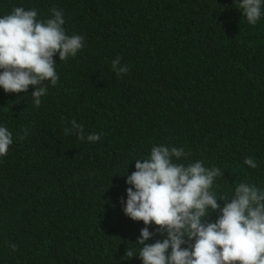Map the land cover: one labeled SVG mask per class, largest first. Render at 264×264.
I'll return each instance as SVG.
<instances>
[{
	"label": "trees",
	"instance_id": "trees-1",
	"mask_svg": "<svg viewBox=\"0 0 264 264\" xmlns=\"http://www.w3.org/2000/svg\"><path fill=\"white\" fill-rule=\"evenodd\" d=\"M15 7L35 8L38 20L62 10L66 34L84 41L75 56L53 57L59 80L45 82L39 107L35 86L0 87V126L13 138L0 157V264H142L145 225L121 200L154 146L220 168L218 198L242 182L264 189V0L255 25L236 0H0V17ZM117 56L129 68L121 77ZM73 119L100 139L65 135ZM148 227L146 243L166 236Z\"/></svg>",
	"mask_w": 264,
	"mask_h": 264
},
{
	"label": "clouds",
	"instance_id": "clouds-1",
	"mask_svg": "<svg viewBox=\"0 0 264 264\" xmlns=\"http://www.w3.org/2000/svg\"><path fill=\"white\" fill-rule=\"evenodd\" d=\"M236 3L247 22L255 25L262 15V0ZM50 11L52 16L46 20L37 19L35 8L23 7L0 17V87L7 93H26L30 85L35 86L31 96L36 107L47 94L45 82L55 86L59 80L53 57L58 53L65 61L75 56L84 41L80 34H66L62 10L52 7ZM120 61L117 56L111 62L118 77L129 71ZM70 123L71 128L63 129L65 135L74 133L93 143L100 139L97 133L85 136L84 126L75 119ZM12 143V133L0 126V157L8 154ZM188 155L183 148L154 146L148 158L135 160V171L127 175L130 187L126 203L123 199L121 203L126 216L145 225L136 241L142 246L138 252L142 264H264V189L242 182L231 199L218 198L211 189L221 169L206 168L199 160L187 165L176 162ZM244 163L258 167L250 156ZM214 211L219 215L210 222L207 218ZM153 223L156 232L166 236L146 243L154 234L148 227ZM11 248L15 251L16 245ZM124 255L131 259L137 254L128 248Z\"/></svg>",
	"mask_w": 264,
	"mask_h": 264
}]
</instances>
